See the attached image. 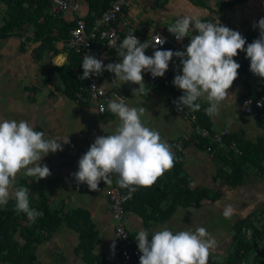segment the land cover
<instances>
[{"label":"crops","instance_id":"crops-1","mask_svg":"<svg viewBox=\"0 0 264 264\" xmlns=\"http://www.w3.org/2000/svg\"><path fill=\"white\" fill-rule=\"evenodd\" d=\"M220 1L230 0H130L118 20V27L125 32L134 31L144 43V39L154 33L168 34L167 27L183 16H197L203 22H209V17L218 18L223 14L226 16L232 13V16L236 17L232 30L239 31L244 37L247 35L259 37V29L253 28V24L264 18V0H247L216 14L215 5ZM27 3L28 1L24 5ZM79 5V16L95 15L86 0H79ZM30 32L31 34L25 32L24 35L23 33L19 35L17 31L14 36L0 40V120H25L34 130L44 131L46 138H58L59 142H64L69 137V143L63 145V151L49 153L43 158L41 163L48 166L50 176L37 181L36 178L27 177L22 172L18 174L15 186L18 187L23 180L36 182L43 187L51 210L67 212L77 207L87 210L97 232L92 255L101 257L100 264H120L117 250L111 247L114 241L113 222L105 196L107 188L112 184H118L119 178H115L110 184H105L101 180L99 190L91 191L86 184L77 185L71 175L78 171V160L86 153L94 139L104 133V135L114 133L119 125V119L108 110V117L101 121L92 103L80 105L67 98L58 71V68L69 62L65 43L63 42L65 50L59 42L41 46L39 42L33 43L32 31ZM195 34H197L195 30L191 29L189 36ZM190 37L183 40L186 46L190 42ZM51 47L58 53L54 54ZM154 50L149 47L145 54L151 56ZM237 57L242 59L238 61L240 65L247 64L248 73L241 71V68L238 69V78L229 90L228 97L221 103L219 113L210 117L211 130L217 132L227 129L229 134L248 142L255 143L259 139L264 141V127L258 121L242 115L239 107L241 98L250 93L257 95L264 80L250 71V60L246 58V52H239ZM99 59L107 65L120 62L121 57L115 53L113 55L104 53ZM169 64L175 74L176 71L177 74H182L179 59L172 60ZM101 76V86L104 89L111 91L116 97L124 98L129 107L134 106L130 104L129 98L132 94L131 89L138 88V85L123 84L122 81L115 80L114 73L108 71H104ZM253 82L258 83L259 88ZM148 89L158 91L161 88ZM173 89L176 90L174 87ZM153 94L156 95L155 92ZM116 97L112 100L118 102ZM137 102V106L134 107L143 106L147 109L145 113L148 121L142 119V122L158 131L167 143L189 133L193 126L186 120L185 125L181 126L182 124L175 123L173 118L168 116L164 118L163 108L154 101L140 99ZM199 102L207 103L203 98ZM164 109L168 112L166 107ZM157 116L160 127L157 125ZM189 149L194 151L197 148L191 144L184 148L182 174L190 178L191 188L218 190L221 197L216 201L203 200L197 209L179 206L169 219L150 223L147 227L138 215L131 211L125 212L127 229L132 234H138L142 229L152 234L165 228L175 233L181 230L195 231L203 227L217 241V247L211 251L208 264H264V177L258 176L256 170L248 166L243 182L235 187L228 186L225 184L226 173L223 177L217 176L216 170L221 164L219 158L205 151V156H201L195 151L189 152ZM226 205H231L234 209L231 218L223 216ZM242 221L245 222L242 230L244 236H241L242 238L233 236L237 225ZM254 232H260L262 236H252ZM13 239L19 246L24 244L20 232L16 233ZM237 239H242V242L255 240L252 248L241 260L229 263ZM78 243V233L69 229L65 223H61L47 240L33 245V254L36 258L34 264H89L83 257ZM92 263L96 264L95 260H92Z\"/></svg>","mask_w":264,"mask_h":264},{"label":"clouds","instance_id":"clouds-1","mask_svg":"<svg viewBox=\"0 0 264 264\" xmlns=\"http://www.w3.org/2000/svg\"><path fill=\"white\" fill-rule=\"evenodd\" d=\"M253 28L259 29V37L247 43L239 31L220 22H203L197 16L186 15L167 27L178 42L190 37L191 29L195 30L197 34L190 37L184 51L157 49L156 45L162 46L166 42L158 35L155 43H141L133 31L118 46L120 62L105 65L101 59L86 54L82 63L83 75L79 79L100 76L108 71L123 84L138 85L132 89L134 96H148L150 89L146 91L143 74L148 72L153 78L163 77L175 56L180 61L182 74L175 75L172 83L183 92L173 101L177 110L199 111L201 104L198 101L203 98L209 104L206 114L214 116L219 113L221 103L238 78L241 65L234 58L239 52H246L250 71L264 78V18L254 23ZM149 47L156 49L151 56L145 54ZM91 89L103 95L102 87L98 89L93 84ZM257 106L262 107L264 103L259 101ZM107 108L118 117L119 125L114 133L94 139L78 160V171L71 175L77 185L86 184L91 191L99 190L101 180L110 184L113 174L118 176L119 186L129 190V195L140 187H152L174 167L176 156L173 146L158 131L142 122L147 110L145 107H129L120 99L118 102L109 100ZM68 143L69 137L64 142H59L58 138H46L44 131L34 130L25 120H0V206H6L12 198L17 214H25L32 222L42 216V212L30 207L29 189L15 186L16 178L22 172L37 181L50 176L48 166L41 163L43 158L49 153L63 151V145ZM233 212L232 206L226 205L223 216L231 218ZM135 240L141 253L139 264H208L211 251L217 247V241L203 227L175 233L165 228L152 234L142 229ZM111 247L115 248L114 241Z\"/></svg>","mask_w":264,"mask_h":264},{"label":"trees","instance_id":"trees-1","mask_svg":"<svg viewBox=\"0 0 264 264\" xmlns=\"http://www.w3.org/2000/svg\"><path fill=\"white\" fill-rule=\"evenodd\" d=\"M26 1L28 3L24 5ZM86 1L91 12H95V15L91 17L87 15L85 21L92 23L99 17L100 13L107 7L111 0ZM246 1H220L216 3V10L214 12L218 14L225 9L232 8ZM49 2L50 0H0V3L7 8V17L4 18L3 23L0 25V40L14 36L24 25H29L32 29V41L34 43L39 42L41 46L51 45L57 41L65 43L69 31L74 24L73 22L67 23L62 18H53L50 16L48 13ZM245 38L247 43H251L257 39L253 35H247ZM94 43L95 45H99L97 42ZM51 50L54 54L58 53L53 47H51ZM67 52L69 54L68 64L58 68L65 86L64 93L70 100L84 105L86 102L78 100L76 96L79 93L83 97L87 96V90L83 84V80L79 79L83 75L79 55L69 50ZM111 54L113 55L114 53ZM240 68L244 73L247 72L246 63L242 64ZM72 69L74 70L73 73L71 72ZM253 83L259 88L258 83ZM172 89L173 87L170 88V91ZM182 94L183 92H181ZM258 95L259 91L257 95L250 93L244 97H257ZM199 103L201 104L199 111L193 112L187 108L185 109L189 116L195 117V124L201 128L211 130V116L205 112L209 104ZM262 126L264 127V125ZM223 141L227 148L218 150L216 149V145L212 144V153L210 152V154L220 159L221 164L216 172L219 177H223L225 173L227 174L225 180L226 185L235 187L241 184L248 166L255 169L258 176L264 177V141L262 139L253 143L245 141L236 135L229 134L223 138ZM231 143L235 145L238 153L228 148ZM189 144L201 151H205V147L210 145L208 139L201 138L199 135H192L189 142L174 152L176 156L174 167L165 172L152 187L138 188L133 193L131 200L124 206L125 212L131 211L138 215L145 227L150 223L162 222L169 219L179 206L197 209L201 206L203 200L216 201L221 197V193L218 190L211 191L197 187L191 188L190 178L182 174V152ZM214 180H216V177ZM19 186H24L29 189L30 207L42 212L43 215L37 217L35 222H32L25 214H17L14 211V199L10 200L6 206L0 208V264H34L36 258L33 254V245L47 240L58 229L61 223H65L69 229L78 233V247L83 252V257L88 263L93 264L92 260H95L96 264H100L102 261L101 257L92 255V248L97 238V232L94 229L90 213L87 210L79 207L68 210L67 212L51 210L48 197L42 186L36 182L27 180L21 181ZM21 223H24V225L22 226ZM244 225V221L240 222L233 236H244L242 233ZM18 232H20V237L24 242L22 246H19L13 239ZM136 235L130 233V236L134 239ZM252 236H262V234L260 232H254ZM254 240H250L249 243L242 242V239H237L233 257L229 259V263L241 260L244 254L252 248ZM137 244L138 242L136 241Z\"/></svg>","mask_w":264,"mask_h":264},{"label":"built area","instance_id":"built-area-1","mask_svg":"<svg viewBox=\"0 0 264 264\" xmlns=\"http://www.w3.org/2000/svg\"><path fill=\"white\" fill-rule=\"evenodd\" d=\"M129 1L130 0H111L107 7L100 13L99 17L92 23L86 22L85 17L79 16V0H50L48 13L53 18H62L67 23L73 22L74 25L69 31L65 41V47L67 50L79 55L80 64L82 66L83 57L86 54H91L97 59L104 53H115L118 55L117 49L119 44L126 35L133 32H125L118 27V20L122 16L124 9L128 6ZM133 34L142 43L141 38L135 32H133ZM157 35L166 40L162 46L156 45L157 49L172 50L173 52L183 51V41L178 42L171 33H154L144 40L149 43H155L154 41ZM94 42H97L99 45H95ZM172 60L177 61L178 58L174 56ZM171 72L172 69L169 64V69L163 77L153 78L151 73L148 72H145L143 77L144 83L148 84L150 88H161L166 90L168 93L167 108L169 111L180 115L183 119L193 124L189 133L182 135L179 139L168 142L173 146V151L175 152L177 149L183 147L185 143L189 142L192 135H199L201 138L209 140L210 145L205 147V152L209 154L212 151V144H215L218 150L226 149L227 147L224 144L223 138L229 135L227 129H221L215 132L201 128L195 124V117L189 116L185 108L182 111L177 110L176 104H174L173 101L177 100L182 91L177 89H172L170 91V88H172ZM101 77V75H92L90 78L83 80V84L87 90V96L83 97L80 93L76 94V96L78 100L92 103L96 113L102 118L108 112V101L116 96L114 93L101 86ZM93 84H95L98 89L102 87L103 95L100 94V91L91 89ZM116 98L118 101L121 99L120 97ZM247 101H251V103L246 104ZM259 101L264 103V84L260 86L259 95L257 97H243L240 100V112L242 115L252 118L264 125V106L258 107L257 102ZM228 148L238 153L233 143H231ZM115 178H118L115 174L110 176L111 181ZM105 196L111 211L113 239L115 242V249L120 258V264H139L141 253L138 251L136 240L130 236V232L127 229L124 210V206L131 200L133 193L129 195V190L127 188H121L119 184H112L105 191Z\"/></svg>","mask_w":264,"mask_h":264},{"label":"rangeland","instance_id":"rangeland-1","mask_svg":"<svg viewBox=\"0 0 264 264\" xmlns=\"http://www.w3.org/2000/svg\"><path fill=\"white\" fill-rule=\"evenodd\" d=\"M7 8H6V6H4L3 4H1L0 3V25L3 23V21H4V18H6L7 17ZM233 14L232 13H228V15H226L225 16V14H223V16H221V17H218V18H210L209 17V22H212V23H221V24H223L224 26H227V27H229L230 29H233V26H234V24H233V21L236 19V17L234 18L233 16H232ZM217 19V20H216ZM216 21V22H215ZM30 31H32V29H31V27L29 26V25H24L23 26V29H21V30H18V33H19V35L21 34V33H23V35L25 34V32H26V34H31V32ZM55 33V32H54ZM33 35V34H32ZM31 35V36H32ZM33 40V39H32ZM32 42V41H31ZM60 43V44H62V47L64 46V43L62 42V41H57V43ZM34 43V42H33ZM55 44H57L56 42H54ZM54 43H52L51 45H54ZM63 49L65 50V48L63 47ZM186 49V45L184 44V42H183V51ZM235 60H236V62L238 63V61H241L242 59L241 58H239V57H235L234 58ZM177 71H176V74H175V71H173L172 70V72H171V75H172V81H173V79H174V77H175V75H177ZM146 85V91H147V89L149 88L148 87V85L147 84H145ZM172 86L175 88V89H178V88H176L174 85H173V83H172ZM133 89V88H132ZM131 89V90H132ZM157 89H154V91L153 90H151L150 89V91H149V94H148V96L147 95H133V93L130 95V98L129 99H131L130 100V104L131 105H134V106H137V104H138V102H137V100H139L140 101V99H142V100H144V101H148V102H152V101H154L155 103H157V104H159V106L161 107V108H163V111H162V113H163V117L164 118H166V116H168L169 118H173L174 120H175V123H180V125L181 126H184L185 125V121L184 120H186V119H183L180 115H178V114H174V113H172L171 111H169L168 110V108H167V97H168V93L166 92V90H161V89H159L158 91H156ZM155 92V96H154V94L152 95V93H154ZM122 98V97H121ZM123 100H124V98H122ZM134 106H132V107H134ZM164 107H166L167 108V110H168V112L167 111H165V109H164ZM108 115L109 114H106L104 117H102V118H100V120L102 121V120H105L106 119V117H108ZM141 119H143V120H146V121H148V119H147V116H146V113H144V115L142 116V118ZM156 120H157V125L160 127V121H159V118H158V116H157V118H156ZM186 121H188V120H186ZM189 123V122H188ZM115 124H117L118 125V123L116 122ZM177 126V124L175 125V127ZM187 127V126H186ZM105 134V133H104ZM103 134V135H104ZM189 152H196V153H199V154H201V156H205L204 154H206L204 151H201V150H194V151H191L190 149L188 150ZM195 153V154H196ZM192 161H193V157H191L190 158ZM207 160H209V158H207ZM35 198H36V195H35ZM234 231V233H235V230H233Z\"/></svg>","mask_w":264,"mask_h":264}]
</instances>
